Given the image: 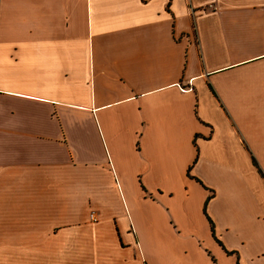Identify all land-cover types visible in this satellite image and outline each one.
Listing matches in <instances>:
<instances>
[{
    "label": "crops",
    "instance_id": "crops-1",
    "mask_svg": "<svg viewBox=\"0 0 264 264\" xmlns=\"http://www.w3.org/2000/svg\"><path fill=\"white\" fill-rule=\"evenodd\" d=\"M252 156L264 0H0V264H264Z\"/></svg>",
    "mask_w": 264,
    "mask_h": 264
},
{
    "label": "trees",
    "instance_id": "trees-1",
    "mask_svg": "<svg viewBox=\"0 0 264 264\" xmlns=\"http://www.w3.org/2000/svg\"><path fill=\"white\" fill-rule=\"evenodd\" d=\"M252 161H253L254 166L258 169V171H259L261 177L264 179V172L261 170V168H260V166H259V164H258V162H257V160L255 159L254 156H252ZM195 163H196V162H195ZM191 168H192V167H190V170H191ZM190 170H189V171H190ZM188 176H189L190 178H192V179H196L197 182L200 183V184L203 186V188H204L205 190L210 191V195H209L208 199L206 200V202H205V204H204L203 213H204L205 217L207 218L208 222L210 223V226H211V232H212V237H213V238L216 240V242H217V243H218V244H219V245L225 250V252L227 253L228 256H235V255L237 254L236 252H234V251H228V250L225 248V246L223 245V243H222L220 240H218V238H217V236H216V233H215L214 223H213L212 219L209 217V215H208V213H207V206H208L209 201L213 198V196H214V192H213L212 190H209L205 185H203V183H202L201 180L192 177V176L190 175V172L188 173ZM212 260L216 263V260L214 259V257H212ZM238 264H239V262H238Z\"/></svg>",
    "mask_w": 264,
    "mask_h": 264
},
{
    "label": "rangeland",
    "instance_id": "rangeland-1",
    "mask_svg": "<svg viewBox=\"0 0 264 264\" xmlns=\"http://www.w3.org/2000/svg\"><path fill=\"white\" fill-rule=\"evenodd\" d=\"M137 207L142 210L144 215L151 216V215L156 214L159 211V209L161 208V205L159 202H151L147 200L145 202L138 204Z\"/></svg>",
    "mask_w": 264,
    "mask_h": 264
},
{
    "label": "built area",
    "instance_id": "built-area-1",
    "mask_svg": "<svg viewBox=\"0 0 264 264\" xmlns=\"http://www.w3.org/2000/svg\"><path fill=\"white\" fill-rule=\"evenodd\" d=\"M90 218H91V220H92L94 223H96V222L98 221L97 216H96L95 213H92L91 216H90Z\"/></svg>",
    "mask_w": 264,
    "mask_h": 264
}]
</instances>
